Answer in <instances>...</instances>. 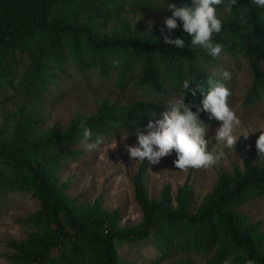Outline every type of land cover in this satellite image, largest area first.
<instances>
[{"label":"trees","instance_id":"1","mask_svg":"<svg viewBox=\"0 0 264 264\" xmlns=\"http://www.w3.org/2000/svg\"><path fill=\"white\" fill-rule=\"evenodd\" d=\"M151 3L153 0H0V97L8 90L25 96L44 94L55 84L56 73L69 65L82 75L87 69L102 78L115 74V82L122 85L138 70L135 85L146 97L132 105L103 102L95 115L76 116L64 131L40 139L34 137V119L17 124L9 138L0 134V195L30 192L39 203L29 221L40 235L29 246L11 244L16 253L12 261L123 264L115 241L136 244L150 239L161 261L175 253L215 251V264L226 260L245 264L246 259L264 264L262 223H250L238 212L248 202L264 199V169L253 165V154L245 157L241 168L233 167L230 176L221 175L214 191L196 209L188 182L174 200L167 188L157 200L148 199L142 181L148 162L143 161L133 180L141 220L130 228L117 226V210L104 212L98 203L83 209L65 195L66 186L57 185L60 165L72 156L71 146L81 142V120L92 130L90 141L141 130L163 111V98L180 93L183 80L204 81L207 74L219 72L217 57H209L199 48L180 49L133 34L104 38L91 24V17L83 19L98 10L107 15L133 13ZM232 9L213 40L222 45L218 56L241 57L251 68L254 79L245 103L252 104L264 91V73L259 70L264 63V9H255L250 0H242L240 9ZM176 37H182L186 45L190 42L179 27L172 35ZM112 60L119 64L113 67ZM200 99L199 94L192 97L185 92L186 102L198 105ZM199 119L208 126L219 123L209 120L205 112H200Z\"/></svg>","mask_w":264,"mask_h":264},{"label":"rangeland","instance_id":"2","mask_svg":"<svg viewBox=\"0 0 264 264\" xmlns=\"http://www.w3.org/2000/svg\"><path fill=\"white\" fill-rule=\"evenodd\" d=\"M168 3L177 7L190 6L191 0H153L150 5L133 13L107 15L98 10L88 13L83 19L91 17V24L97 28L98 35L104 38L133 34L139 38L162 40L163 35H169L163 25V20L171 15V11L166 10ZM241 4L242 0H236L232 6L240 9ZM229 14L223 5L217 6V15L222 21ZM173 32L170 33L171 37ZM217 59L220 70H227L231 74V78L224 83L230 91L228 106L240 121L233 133L239 137L232 148H226L222 142L216 144L212 139L218 123L209 125L205 134V139L209 140L208 150L221 155L214 165L207 168H175L174 151L160 158L157 164L148 163L142 178L148 199L157 200L167 188L174 200L177 191L188 182L194 192L192 205L196 209L203 198L214 191L219 177L230 176L235 166L241 168L248 154L254 156L253 165L264 169V156H259L255 148L258 136L264 132V91L258 101L246 104L254 79L246 60L229 56H217ZM259 70L264 73V63L259 64ZM131 75L122 85L115 82V74L102 78L95 70L87 69L82 75L73 65H69L56 73L55 84L44 94L25 96L8 90L0 97V134L4 133V137L9 138L17 124L34 119L37 121L34 137L40 139L46 134L64 131L76 116L95 115L97 107L103 102L122 106L146 100L135 85L138 70H133ZM171 97L173 95L169 94L163 98V110ZM160 112L151 120L159 118ZM134 132H126L128 136L123 143L121 135L125 132L100 138L94 150H86L81 142L72 145V156L60 165L61 169L56 175L57 185L66 186L65 195L75 199L77 206L88 209L98 203L104 212L117 210V226L121 228L134 227L141 220L134 199L133 180L143 161L130 159L123 147V144L131 146L136 143ZM38 209L39 203L30 192L14 191L0 195V264H21L11 260L16 254L11 244L29 246L31 239L40 235L29 221ZM238 212L250 223L261 222V231L264 233V199L252 200ZM151 243L150 239L136 244L115 241L119 261L123 264H215L212 262L215 251L199 255L175 253L168 260L161 261L159 252ZM220 264H225V261Z\"/></svg>","mask_w":264,"mask_h":264},{"label":"clouds","instance_id":"3","mask_svg":"<svg viewBox=\"0 0 264 264\" xmlns=\"http://www.w3.org/2000/svg\"><path fill=\"white\" fill-rule=\"evenodd\" d=\"M235 3L236 0H191L190 6L180 7L168 3L166 10H170L171 15L163 20V25L169 35L162 36L163 43L180 49L186 46L192 50L199 48L209 57H217L222 51V45L213 40L214 35L222 30V20L217 15V6L223 5L226 12H231ZM250 3L255 9H264V0H250ZM246 15L245 10L241 14V19L243 20ZM178 27L190 38L187 45L182 37L170 36V33ZM111 63L116 67L119 61L112 60ZM230 78L229 71L220 70L218 73L207 74L204 81L193 78L183 80L180 93L167 101L159 118L154 121L149 120L144 131L135 130L136 143L131 146L123 144L129 158L157 164L160 158L174 151L176 158L173 165L179 170L207 168L214 165L221 154H214L208 150L209 140L205 139V134L209 126L199 119V114L205 112L209 120L215 119L219 122L214 129L212 139L216 144L222 142L226 148H232L239 137L234 136L233 133L240 121L227 102L230 91L224 81ZM186 91L192 97H196L197 94L201 96L198 105L185 101ZM193 107L195 111L192 110ZM78 127L81 130V143L85 149H96L99 140L89 142L93 133L87 122L81 120ZM127 136L126 132L121 135L122 143ZM255 148L259 156H264V132L258 136ZM225 264H229V261L226 260ZM245 264H254V262L246 259Z\"/></svg>","mask_w":264,"mask_h":264}]
</instances>
